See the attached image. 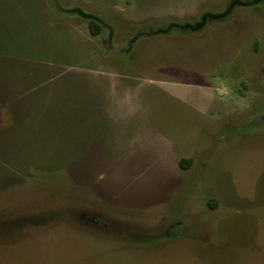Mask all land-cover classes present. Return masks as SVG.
Returning <instances> with one entry per match:
<instances>
[{
  "label": "rangeland",
  "instance_id": "1",
  "mask_svg": "<svg viewBox=\"0 0 264 264\" xmlns=\"http://www.w3.org/2000/svg\"><path fill=\"white\" fill-rule=\"evenodd\" d=\"M263 214L264 0H0V264H264Z\"/></svg>",
  "mask_w": 264,
  "mask_h": 264
},
{
  "label": "crops",
  "instance_id": "2",
  "mask_svg": "<svg viewBox=\"0 0 264 264\" xmlns=\"http://www.w3.org/2000/svg\"><path fill=\"white\" fill-rule=\"evenodd\" d=\"M114 77H116V78H119L120 79V77L119 76H116V75H113ZM124 77V76H123ZM127 78H129V79H135V77H133V76H127ZM122 79V78H121ZM129 87H132V83L130 82V83H126ZM110 87H108V89H109ZM127 88V87H126ZM108 89L106 88V87H102L101 86V91H99V93L100 94H102V95H105V94H107V95H109V94H113V95H116V91H114L113 93H111L110 91H108ZM117 95L118 96H122V97H124V96H128L129 95V93H123V92H117ZM104 155V153L102 152V151H100L99 153H96V155L94 156V155H92V156H94V157H99V155ZM105 156V158H109L107 155H104ZM259 175H257V177H258ZM261 218V220L262 221H264V214L260 217Z\"/></svg>",
  "mask_w": 264,
  "mask_h": 264
},
{
  "label": "trees",
  "instance_id": "3",
  "mask_svg": "<svg viewBox=\"0 0 264 264\" xmlns=\"http://www.w3.org/2000/svg\"><path fill=\"white\" fill-rule=\"evenodd\" d=\"M94 25L96 26V30H94V32H97L99 29V26L97 24L94 23ZM189 162V161H188Z\"/></svg>",
  "mask_w": 264,
  "mask_h": 264
}]
</instances>
